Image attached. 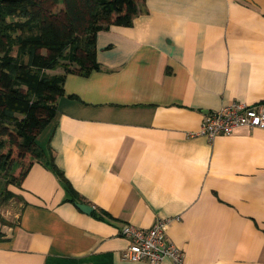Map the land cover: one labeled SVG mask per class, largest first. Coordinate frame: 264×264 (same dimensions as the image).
<instances>
[{"label":"crops","instance_id":"0c3cea01","mask_svg":"<svg viewBox=\"0 0 264 264\" xmlns=\"http://www.w3.org/2000/svg\"><path fill=\"white\" fill-rule=\"evenodd\" d=\"M96 50L101 69L66 76L39 143L106 215L35 162L10 185L19 222L0 225V264H152L123 260L120 232L158 218L183 264H264V129L194 135L222 106L264 103V0H145Z\"/></svg>","mask_w":264,"mask_h":264},{"label":"trees","instance_id":"16d2710c","mask_svg":"<svg viewBox=\"0 0 264 264\" xmlns=\"http://www.w3.org/2000/svg\"><path fill=\"white\" fill-rule=\"evenodd\" d=\"M144 1L0 0V206L18 197L7 187L21 186L35 162L58 177L67 201L85 202L55 164L53 149L39 140L51 127L52 136L66 76L101 69L97 33L131 26ZM0 225L11 223L0 216Z\"/></svg>","mask_w":264,"mask_h":264},{"label":"built area","instance_id":"2783aa9c","mask_svg":"<svg viewBox=\"0 0 264 264\" xmlns=\"http://www.w3.org/2000/svg\"><path fill=\"white\" fill-rule=\"evenodd\" d=\"M264 129V103H236L222 106L207 114L200 129L194 133L212 140L218 136H229L236 128ZM169 218H158L148 229L127 224L121 235L128 239L129 245L122 253L126 261H148L158 264L169 258L175 264H183L185 254L167 238Z\"/></svg>","mask_w":264,"mask_h":264},{"label":"rangeland","instance_id":"374dc122","mask_svg":"<svg viewBox=\"0 0 264 264\" xmlns=\"http://www.w3.org/2000/svg\"><path fill=\"white\" fill-rule=\"evenodd\" d=\"M16 172H18V170ZM4 183L5 179L0 178V185L2 186V188L5 187ZM10 189L11 186H8L7 190L9 191ZM19 208L20 206L18 201L15 198H10L8 201L2 203V205L0 206V216L8 220L12 225L17 224L19 222Z\"/></svg>","mask_w":264,"mask_h":264},{"label":"water","instance_id":"95a60500","mask_svg":"<svg viewBox=\"0 0 264 264\" xmlns=\"http://www.w3.org/2000/svg\"><path fill=\"white\" fill-rule=\"evenodd\" d=\"M75 205L80 211H82V212H84L86 214H91L92 211L94 210L92 206L87 205V204L76 203Z\"/></svg>","mask_w":264,"mask_h":264}]
</instances>
